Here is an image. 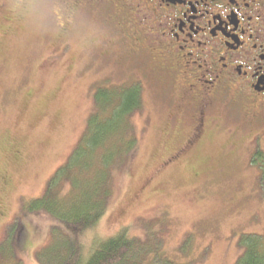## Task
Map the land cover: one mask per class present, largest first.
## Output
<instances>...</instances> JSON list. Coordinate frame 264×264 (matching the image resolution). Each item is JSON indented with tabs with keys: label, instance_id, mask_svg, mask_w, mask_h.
<instances>
[{
	"label": "rangeland",
	"instance_id": "obj_1",
	"mask_svg": "<svg viewBox=\"0 0 264 264\" xmlns=\"http://www.w3.org/2000/svg\"><path fill=\"white\" fill-rule=\"evenodd\" d=\"M57 2L22 11L19 0H0V264L40 263L56 220L22 205L43 193L101 100L135 84L140 101L126 121L138 143L113 169L105 215L81 237L84 254L125 228L139 264H235L240 236L264 234V172L250 159L243 102L227 114L215 102L196 136L193 109L178 105L179 88L164 91L162 60L147 45L132 55L111 26L83 13L62 33ZM98 87L108 90L100 102Z\"/></svg>",
	"mask_w": 264,
	"mask_h": 264
},
{
	"label": "flooded vegetation",
	"instance_id": "obj_2",
	"mask_svg": "<svg viewBox=\"0 0 264 264\" xmlns=\"http://www.w3.org/2000/svg\"><path fill=\"white\" fill-rule=\"evenodd\" d=\"M57 1L62 33L83 13L100 17V29L111 26L132 55L147 45L162 60L164 91L179 88L178 105L193 109L196 136L215 102L225 114L243 102L241 125L250 134V159L257 160L259 175L264 172V0ZM19 2L24 11L38 0ZM177 119L187 121L183 112ZM185 147L171 157L177 159Z\"/></svg>",
	"mask_w": 264,
	"mask_h": 264
},
{
	"label": "trees",
	"instance_id": "obj_3",
	"mask_svg": "<svg viewBox=\"0 0 264 264\" xmlns=\"http://www.w3.org/2000/svg\"><path fill=\"white\" fill-rule=\"evenodd\" d=\"M95 90L94 99L98 102L101 91H108L100 87ZM139 101L137 84L123 88L118 99L105 96L101 100L103 108L100 111L98 106L97 111L88 116L85 131L65 163L51 175L43 193L22 205L24 211H45L56 220L49 244L38 253L39 264L142 262L140 256L134 254L137 241L125 228L99 242L86 254L81 240L84 232L94 229L105 215L113 191V169L135 152L138 142L126 115ZM237 242L241 253L235 264H264V234H242ZM5 248L10 251L8 246ZM63 249L67 254L59 257L57 252Z\"/></svg>",
	"mask_w": 264,
	"mask_h": 264
}]
</instances>
